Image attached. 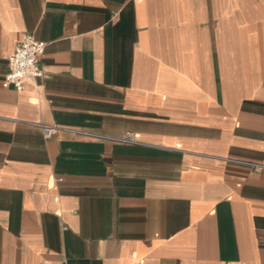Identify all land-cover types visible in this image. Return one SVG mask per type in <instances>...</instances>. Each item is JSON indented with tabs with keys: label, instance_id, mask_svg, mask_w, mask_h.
<instances>
[{
	"label": "crops",
	"instance_id": "obj_1",
	"mask_svg": "<svg viewBox=\"0 0 264 264\" xmlns=\"http://www.w3.org/2000/svg\"><path fill=\"white\" fill-rule=\"evenodd\" d=\"M255 165L264 0H0V264H264Z\"/></svg>",
	"mask_w": 264,
	"mask_h": 264
},
{
	"label": "built area",
	"instance_id": "obj_2",
	"mask_svg": "<svg viewBox=\"0 0 264 264\" xmlns=\"http://www.w3.org/2000/svg\"><path fill=\"white\" fill-rule=\"evenodd\" d=\"M45 43L36 40L32 35H26L16 44L15 50L8 57V70L5 75L3 86L12 85L17 90L23 88V80L26 78H41L44 72L40 66V56L43 53ZM45 137L53 135L58 127L56 125H47L38 123ZM72 133H83L76 129H64ZM95 137L116 141L120 143H135V135L131 132H125L119 136L105 134H91ZM257 168H263L264 165H255Z\"/></svg>",
	"mask_w": 264,
	"mask_h": 264
}]
</instances>
